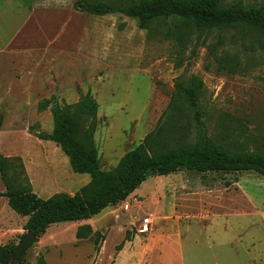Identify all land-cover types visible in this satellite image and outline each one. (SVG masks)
Segmentation results:
<instances>
[{"label": "rangeland", "instance_id": "374dc122", "mask_svg": "<svg viewBox=\"0 0 264 264\" xmlns=\"http://www.w3.org/2000/svg\"><path fill=\"white\" fill-rule=\"evenodd\" d=\"M76 1L41 0V5L16 8L22 13L13 15L0 0V152L22 158L41 198L59 192L74 195L91 179L72 170L59 145L38 136L54 130L52 105L74 104L84 95L99 104L94 139L106 171L158 128L179 84L193 75L204 83L201 100L209 109L206 131L213 143L234 152H264V51H246L241 33L234 37L235 32H227L219 45V34L196 33L181 47L165 36L162 22L141 29L137 19L122 14L78 11ZM241 1L264 9V0ZM213 46L218 55L228 50L240 67L232 72L221 69L211 53ZM47 101L51 103L44 108ZM5 190L0 174V191ZM136 198L139 202L132 210L137 223L126 226L127 234L117 222L124 206L112 207L110 217L105 212L97 217L99 226L108 230L91 240L99 249L110 233L106 257L116 255L143 219L151 217L153 225L141 235L144 242L156 238L149 254L156 259L153 264H166L162 237L183 235L188 223L209 226L218 213L236 207L239 214L222 216L204 231L189 232L184 238L186 264L225 247L229 254L220 255L223 262L261 264L249 260L258 257L264 264L263 175L183 169L151 176L137 189ZM257 206L263 208L258 215L253 210ZM27 220L9 206L8 198L0 197V245H18ZM79 222L51 225L16 264H29L40 252L50 264H89L93 247L91 241L76 239Z\"/></svg>", "mask_w": 264, "mask_h": 264}, {"label": "trees", "instance_id": "16d2710c", "mask_svg": "<svg viewBox=\"0 0 264 264\" xmlns=\"http://www.w3.org/2000/svg\"><path fill=\"white\" fill-rule=\"evenodd\" d=\"M74 8L94 15L122 14L137 19L141 29L154 23L164 24V33L181 47L198 33L227 32L242 35L246 51H264V9L246 6L241 0H77ZM250 38L246 43L244 38ZM221 39L218 43L221 44ZM221 69L234 71L241 63L228 50L223 55L211 47ZM177 97L166 112L165 120L144 140L128 151L112 169L103 170L94 139L98 127L99 104L84 95L74 104L52 105L54 130L40 132L42 140L55 142L69 158L72 170L90 175V181L78 192L55 193L41 198L29 180L21 157H9L0 152V174L9 206L28 217L24 229L37 236L44 235L56 223L87 220L112 205L125 201L151 176H163L187 169L197 172L225 173L254 171L264 176V152L229 151L214 144L207 134L206 118L209 109L203 105L202 78L193 75L179 84ZM51 101L42 106L47 107ZM195 137H192V135ZM91 225L78 228V239L99 238ZM17 244L0 245V264H13ZM22 258L18 261L20 263ZM37 264H48L43 254Z\"/></svg>", "mask_w": 264, "mask_h": 264}, {"label": "crops", "instance_id": "0c3cea01", "mask_svg": "<svg viewBox=\"0 0 264 264\" xmlns=\"http://www.w3.org/2000/svg\"><path fill=\"white\" fill-rule=\"evenodd\" d=\"M2 2L5 3L6 6H9L12 8L11 14H16V15H21V13H17V9L21 8L22 6H27L28 5H41V0H1ZM26 2V3H25ZM75 4V3H74ZM17 8V9H16ZM23 8V7H22ZM89 182V181H88ZM249 196L256 198L257 196H255L253 193H247ZM137 196V190L131 194L125 201H122L116 205H119L120 207L124 206V209H126V211H124L123 209H121V214L119 215L117 222H118V226L120 227V230L125 231V234H127V230H126V226L129 224H135L136 225V220L138 218L137 214H135V211H133L132 209L134 207H136L138 201V198H136ZM260 204V203H259ZM129 207H128V206ZM115 205H112L110 207H108L107 209H105L102 213H107V216L110 217V215H113L115 210H111L112 207H114ZM128 207V208H127ZM263 209L261 206H257V208L253 209L255 211V214L258 215V210ZM100 213V214H102ZM239 214L237 213V208L236 207H230L227 211L225 212H220L217 214L216 218L213 221V224H215L217 222V220H219V218H221L222 216H226L228 218H230L231 216H233V214ZM252 213V212H251ZM99 214V215H100ZM20 215V214H19ZM96 215L90 219L87 220H79V223H76V233L79 227L84 226V225H91L94 232H100L103 235H106V230H104L102 227L99 226L98 223V216ZM22 216V215H21ZM25 217V216H23ZM168 220V217H167ZM106 227L109 226V222L106 221ZM199 224V223H198ZM211 224V225H213ZM128 225V227H130ZM153 225V224H152ZM151 225V226H152ZM188 227L185 228L186 232L182 235L177 234V235H170V238H166V237H162L163 241H164V245L161 246L162 250L164 252V255L162 257V259L164 260L163 262H165L166 264H186V258H185V245H184V238L187 237V235L189 234V232H191L193 229H199L201 231H204L207 229V227L211 226H206L205 224L202 225H197V227H191L190 224L188 223ZM142 226V224H141ZM150 226V227H151ZM200 226V227H198ZM139 228L137 231V233H133L131 235V239H126L124 245L121 247V249L117 252L116 255L114 256H110L108 255L106 257L107 254V244L109 242V235L106 237L105 243L99 245L100 248L96 249L95 248V242L93 240H91V238L86 239L88 241H91L92 247H93V254L90 257L89 260V264H153L156 262V259H154L153 256H150V249L153 247V242L154 240H156V238H152L150 237L147 241L144 242L143 240V236L140 232ZM25 230V229H24ZM77 240H83V239H78L76 237ZM169 240H172V243L170 245H167V242ZM174 244H178L180 250L176 249V246ZM226 250H228V247H225L224 250L218 251L212 255H205L202 256L204 259H195L194 258V262L196 264H201V262H210L211 264H222L221 262H223V260L220 258V255H226L229 254V252H227ZM230 250H232V248H230ZM147 253V254H144ZM176 253V255H174ZM231 254V253H230ZM41 255V252L37 254V256L33 259L30 260L29 264H37V257ZM193 257L196 256V253H192L191 254ZM48 264L49 263V258L47 257V255H44ZM199 257V255H198ZM109 258L112 260L110 263H107ZM249 260H259L262 263V259L260 258H251ZM192 261V260H191ZM228 259H226L223 263L224 264H228ZM235 264V263H234Z\"/></svg>", "mask_w": 264, "mask_h": 264}, {"label": "water", "instance_id": "95a60500", "mask_svg": "<svg viewBox=\"0 0 264 264\" xmlns=\"http://www.w3.org/2000/svg\"><path fill=\"white\" fill-rule=\"evenodd\" d=\"M39 238L40 237L37 236L34 232H27V234L21 239L16 248L15 254L12 258V263L16 264L32 247V245L39 240Z\"/></svg>", "mask_w": 264, "mask_h": 264}, {"label": "built area", "instance_id": "2783aa9c", "mask_svg": "<svg viewBox=\"0 0 264 264\" xmlns=\"http://www.w3.org/2000/svg\"><path fill=\"white\" fill-rule=\"evenodd\" d=\"M153 224V219L151 217H146L143 219L142 226L140 229L141 233H146L149 231L150 226Z\"/></svg>", "mask_w": 264, "mask_h": 264}]
</instances>
